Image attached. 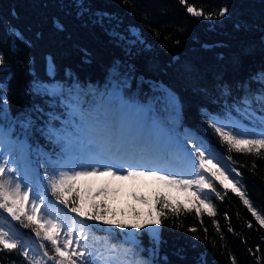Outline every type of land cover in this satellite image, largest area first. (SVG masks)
I'll return each instance as SVG.
<instances>
[{
  "label": "trees",
  "instance_id": "16d2710c",
  "mask_svg": "<svg viewBox=\"0 0 264 264\" xmlns=\"http://www.w3.org/2000/svg\"><path fill=\"white\" fill-rule=\"evenodd\" d=\"M187 6L214 15L196 17ZM221 8L227 13L215 15ZM13 29L25 43L13 42ZM0 53V83L8 86L6 127H14L11 139L23 146L27 166L41 178L61 154L57 137L49 139L35 127L25 131L14 123L17 117L39 107L43 112L33 113L39 127L51 125L82 140L86 132L113 137L123 99L146 108L145 130L161 126L190 151L194 140L213 146L229 169L241 174L231 175L264 215V150L259 157L229 152L209 126V117L236 116L237 108L243 111L242 100L261 91L252 77L264 71V0H0ZM34 83L59 95L37 94ZM252 106L259 110L258 103ZM214 187L223 197L209 196L215 215L202 209L198 216L184 210L186 192L152 177L126 182L106 175L78 184L93 196L105 189L95 200L106 203L109 219L154 218L158 196L181 205L179 214L163 210L162 223L150 226L160 241L155 255L147 251L154 247L147 232L138 236L139 257L153 264H264V227L230 188L225 191L219 182ZM84 222L91 242L133 247L115 225ZM12 224L25 239L35 240L31 229ZM0 264L28 262L18 249L0 251Z\"/></svg>",
  "mask_w": 264,
  "mask_h": 264
},
{
  "label": "snow or ice",
  "instance_id": "6c2138e0",
  "mask_svg": "<svg viewBox=\"0 0 264 264\" xmlns=\"http://www.w3.org/2000/svg\"><path fill=\"white\" fill-rule=\"evenodd\" d=\"M184 2L185 0H181V3ZM187 12L196 17L203 16L205 19H212L214 15L205 14L193 6H187ZM226 13L227 9L221 8L215 15L224 16ZM57 27L62 28L59 24ZM11 36L13 42L25 43V37L18 30H11ZM0 65H3L2 53ZM252 80L261 85V91L253 99L242 100L243 111L237 108L236 116L229 112L225 118L213 120L209 117V126L220 137L221 142L228 145L229 152L234 150L237 153L259 157L264 150V71L255 74ZM33 91L42 95H59L48 90L41 91L36 83L33 84ZM7 93V84L0 83V147L6 148L5 151H0V251L11 252L19 249L20 255L28 264H153L151 260L139 257V251L143 249L137 250L138 236L142 234V230L147 232L154 245L147 251L155 255L156 246L160 241L157 230L150 226L162 223L166 218L163 210L179 214L181 205H173L167 196H158L156 203L160 208L154 218L125 222L109 219L106 203L95 200V196L105 194L104 188L98 189L95 196L86 188H78L80 181L86 182L90 178L104 175L124 178L120 175L124 172L127 177H152L162 181L167 187L185 191L187 203L184 210H195L198 216L201 215L202 209L209 216L215 215L209 196L214 193L217 198H223L214 187V182H219L225 191L230 187L244 205L248 206L256 221L264 227V215L253 207L238 186L239 182L230 175L222 160L217 159L215 148L199 140L193 141L192 152L181 149L184 164L181 172L169 171L168 174H161L159 161L149 157L134 138L97 136L90 133L87 140H82L79 137L63 135L51 125L37 126L38 117L34 118L33 113H41L43 109L34 107L31 112L17 117L14 123H19L25 131L35 127L41 135L47 132L49 139L57 137L54 142L59 144L61 154L54 163L48 164L43 178L38 170L33 173L29 167H24L21 174V164L16 155V144L19 142L11 141L14 127H6L10 119ZM253 103L259 104V110L252 106ZM20 147L23 150V146ZM73 156L78 159H71ZM228 159L231 160V157ZM230 171L237 176L241 175L235 168ZM73 192L76 196L70 201ZM52 198L75 216L69 217L65 214L64 220L60 219L59 214L54 217L50 211L54 207ZM59 211L57 209V213ZM75 217L81 219L77 220ZM85 220L115 225L133 247L121 250L105 241L103 250L96 248L95 241L89 243L90 236L85 229L90 226L85 224ZM12 221L19 223L23 228L31 229L35 240H32L31 236L25 239ZM231 230L229 228V231ZM180 254L178 251L177 255ZM260 259L257 257L258 261Z\"/></svg>",
  "mask_w": 264,
  "mask_h": 264
},
{
  "label": "rangeland",
  "instance_id": "374dc122",
  "mask_svg": "<svg viewBox=\"0 0 264 264\" xmlns=\"http://www.w3.org/2000/svg\"><path fill=\"white\" fill-rule=\"evenodd\" d=\"M120 107H121V111H120V117L118 119V128L115 136L113 137H119L121 135V132L126 130L131 134V136H133L132 138H134L139 144L142 145L143 151L150 152L151 150H154L155 152H160L161 155L160 157L161 159H163V165L159 166L162 169L161 174H168L169 171H175V172L178 171V173L181 172V170L184 169V164L181 159L183 155L181 149H185L188 152H192V151L186 149L182 144L173 141L170 135L166 131H164L163 128L158 127L156 124L145 130L146 120H144L143 117L146 115L147 110L143 106L137 104H130L128 102L122 101L120 103ZM88 135L89 133L86 132L84 140L88 139ZM193 154L195 155V153ZM22 158L24 164L23 167L21 168V172L23 173L24 167H28V166L26 160L24 159V155H22ZM76 158L78 159V157ZM217 159H221V158L217 156ZM222 163L224 164L225 168L230 172L231 175L232 172L229 169L228 163L223 160ZM120 175L124 177L121 179H124L126 182L136 180L138 177V176L127 177L126 172L121 173ZM104 176H97L93 178H101ZM178 190L185 194V191L180 189ZM50 211L52 213L51 209ZM58 214L60 219L64 220L65 218L64 213H61L60 211L59 213H57V211L52 213L54 217L57 216ZM65 222L70 223V221H65ZM89 243L92 242L89 241ZM94 246L101 250L105 248L104 243H98V244L95 243Z\"/></svg>",
  "mask_w": 264,
  "mask_h": 264
},
{
  "label": "bare ground",
  "instance_id": "6f19581e",
  "mask_svg": "<svg viewBox=\"0 0 264 264\" xmlns=\"http://www.w3.org/2000/svg\"><path fill=\"white\" fill-rule=\"evenodd\" d=\"M122 101H125L123 99H121ZM125 102H128V101H125ZM128 103H131V102H128ZM188 130V128H187ZM169 134V133H168ZM171 139L174 138V135L173 134H169ZM119 137H123V138H128V137H133L131 136V134L129 132H127L126 130L122 131L121 132V135ZM177 142V141H176ZM177 143H180V144H183V142L181 143L180 141H178ZM186 144L189 145V142H186ZM184 145V144H183ZM187 148V147H186ZM0 151H5V150H0ZM148 154L149 157H151L153 160L155 161H159V165L158 166H162L163 165V159H161V155H160V152H155L154 150H151L150 152H146ZM25 159V157H24ZM26 160V159H25ZM24 164L23 162V158H22V165ZM182 171V170H181ZM178 172V171H177Z\"/></svg>",
  "mask_w": 264,
  "mask_h": 264
}]
</instances>
